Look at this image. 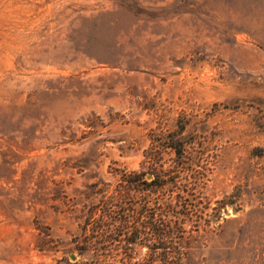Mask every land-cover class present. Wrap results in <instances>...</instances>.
Segmentation results:
<instances>
[{"label":"rangeland","instance_id":"obj_1","mask_svg":"<svg viewBox=\"0 0 264 264\" xmlns=\"http://www.w3.org/2000/svg\"><path fill=\"white\" fill-rule=\"evenodd\" d=\"M179 236L184 264H264V0H0V264Z\"/></svg>","mask_w":264,"mask_h":264},{"label":"trees","instance_id":"obj_2","mask_svg":"<svg viewBox=\"0 0 264 264\" xmlns=\"http://www.w3.org/2000/svg\"><path fill=\"white\" fill-rule=\"evenodd\" d=\"M185 224V217L181 219L179 222V227ZM179 228V229H180ZM125 230V228L120 229V232ZM176 231V229L174 230ZM109 231H105L103 233L106 238L110 239V241H118L116 237H113L111 234H108ZM146 233L156 236L157 238H169L173 233V226H171L170 220L162 221L158 223L156 221H146L142 223L139 228L135 227L132 229L130 233H126L127 243L129 244H137L141 235L146 237ZM107 234V235H106ZM91 244L89 240H86L83 244L82 250L85 251L87 245ZM187 246L185 245L184 237L178 238L175 243V246L169 248L166 247L162 252L155 251L154 249L150 248L148 252L140 255L135 250L126 249L122 253H118L116 251H108L113 255L112 257L122 255V258L119 260V264H155L157 261L161 262L160 264H184L183 260L186 258L188 250ZM106 253V251H103ZM134 261V262H132ZM94 264H105L102 261H96Z\"/></svg>","mask_w":264,"mask_h":264}]
</instances>
